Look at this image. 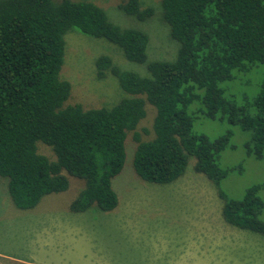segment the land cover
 I'll return each instance as SVG.
<instances>
[{"label":"trees","instance_id":"trees-1","mask_svg":"<svg viewBox=\"0 0 264 264\" xmlns=\"http://www.w3.org/2000/svg\"><path fill=\"white\" fill-rule=\"evenodd\" d=\"M117 8L135 22L155 13L140 0H119ZM160 17L178 42L170 60H149L148 34L115 22L93 2L0 0V180L17 209L65 191L69 175L85 183L70 212L113 210L112 180L124 167L130 132L140 179L171 183L193 158L195 172L218 188L229 170L218 161L230 132L215 139L195 132L193 115L200 113L249 131L246 153L264 156V72L259 79L254 71L264 66V0H161ZM69 31L116 44L144 68L125 69L107 55L96 59L97 77L110 73L126 95L113 106L66 104L71 86L60 70ZM241 77L243 85L257 84L249 101L234 95ZM146 104L155 112L152 137L142 140L137 126ZM37 142L51 147L55 159L40 154ZM263 186L251 185L239 198L218 189L223 221L264 235Z\"/></svg>","mask_w":264,"mask_h":264},{"label":"rangeland","instance_id":"rangeland-1","mask_svg":"<svg viewBox=\"0 0 264 264\" xmlns=\"http://www.w3.org/2000/svg\"><path fill=\"white\" fill-rule=\"evenodd\" d=\"M87 1L103 8L115 22L144 30L150 38L149 60H170L176 54L178 42L170 37L169 28L160 17L161 0H140L142 6H150L155 12L145 22H135L125 16L117 8L119 0ZM101 55L109 56L113 63L125 69L145 72L142 66L128 61L116 44L69 31L65 35L60 70V78L71 86L66 104H79L83 108L111 107L126 96L110 73L97 77L95 62ZM254 71L260 79L264 66ZM239 81L234 95L249 101L257 84L253 80L248 86L243 85V77ZM154 112L155 109L146 104V115L137 126L142 140L152 137ZM193 130L210 139L230 132L218 161L221 168L229 170L218 188L206 176L195 172L193 158L188 160L184 174L171 183L154 184L140 179L132 166L136 143L131 132L125 145L124 167L112 180L118 204L111 211H100L92 206L78 214L70 212V202L85 183L69 175L65 191L44 196L32 209L19 210L0 180V264H95L94 261L100 264H176L178 247L185 244H196L200 252L198 258L202 257L197 260L198 264H264V235L226 224L221 216L223 200L218 196L220 189L229 198H239L247 187L264 185V156L257 158L247 154L245 144L251 133L225 120L208 118L201 113L193 115ZM36 146L40 154L49 160L55 159L51 147L42 142H37ZM259 195L264 203V186ZM69 219L91 239L88 243L82 239L71 246L83 251L88 244H93L94 248H86L90 260L67 252L66 258L61 259L58 257L61 251L55 249L54 252L48 249L46 253L44 241L51 222L64 223ZM262 220L264 222V211ZM190 231H196V235H189Z\"/></svg>","mask_w":264,"mask_h":264},{"label":"crops","instance_id":"crops-1","mask_svg":"<svg viewBox=\"0 0 264 264\" xmlns=\"http://www.w3.org/2000/svg\"><path fill=\"white\" fill-rule=\"evenodd\" d=\"M73 214H78V213H73ZM77 225L78 224H75V221L71 219H69V222H64V223H61L59 221L57 222V224H53V222H51L49 226V230L46 231V237L44 241V248L46 253H48V249L51 252H54L53 250L55 249L61 251V254H59L58 256L61 259L66 258L67 255L66 252H67V253H74L75 256H78L79 259L90 260V256H88V254L86 253V248L87 247L94 248L93 244H88V246L85 247L83 251H80L79 247L73 248L71 246V244L80 243L82 239H85V243H88L91 240L90 238H89L90 240H88L87 233ZM196 231L194 232L190 231L189 235H196ZM33 242L34 244L36 243L35 236H33ZM65 245L71 248H67L65 247ZM199 253L200 252L196 244H192V245L189 244L188 246L186 244L183 246L180 245L178 247L177 258H175L177 260L176 264H198L199 262L197 260L202 258V257L198 258ZM92 263L100 264L101 262L94 261Z\"/></svg>","mask_w":264,"mask_h":264}]
</instances>
